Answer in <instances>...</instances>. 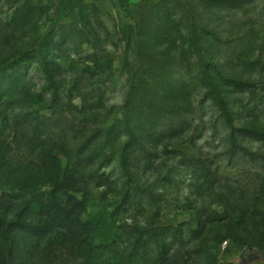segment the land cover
Returning a JSON list of instances; mask_svg holds the SVG:
<instances>
[{"label": "rangeland", "instance_id": "rangeland-1", "mask_svg": "<svg viewBox=\"0 0 264 264\" xmlns=\"http://www.w3.org/2000/svg\"><path fill=\"white\" fill-rule=\"evenodd\" d=\"M263 132L264 0H0V264H103L126 192L147 264H264Z\"/></svg>", "mask_w": 264, "mask_h": 264}, {"label": "trees", "instance_id": "trees-1", "mask_svg": "<svg viewBox=\"0 0 264 264\" xmlns=\"http://www.w3.org/2000/svg\"><path fill=\"white\" fill-rule=\"evenodd\" d=\"M223 107L222 102H219ZM264 136V132L260 134ZM122 169L125 172L127 170V160L126 157L121 159ZM124 179L128 178V174L123 176ZM61 186L57 185L48 195L46 193L42 194L43 199L45 196L46 202L45 205L50 202L55 201L56 197L65 198L63 196V191L60 189ZM129 197L128 192L122 198V201L119 205H116L112 212L97 216L96 221L90 222V229L95 234L93 243H96V251H98L99 258L103 264H147L149 263L148 257L146 256V247L151 244L150 239L147 235L143 233H137L127 238L122 235V227L118 221H116V215H120L121 212L125 209V203ZM65 202H70L68 200ZM162 235V234H161ZM156 243L158 241L166 242L168 236L166 237H157ZM170 245L166 251V261L172 263L175 259L180 260L177 256L179 252H176L171 248ZM172 264H178L177 262Z\"/></svg>", "mask_w": 264, "mask_h": 264}]
</instances>
